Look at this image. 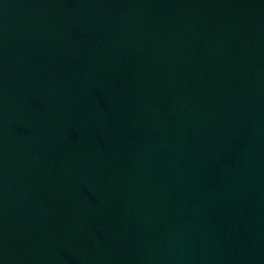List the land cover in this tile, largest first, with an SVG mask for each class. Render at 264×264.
I'll list each match as a JSON object with an SVG mask.
<instances>
[{
    "label": "water",
    "instance_id": "95a60500",
    "mask_svg": "<svg viewBox=\"0 0 264 264\" xmlns=\"http://www.w3.org/2000/svg\"><path fill=\"white\" fill-rule=\"evenodd\" d=\"M0 264H264V0H0Z\"/></svg>",
    "mask_w": 264,
    "mask_h": 264
}]
</instances>
